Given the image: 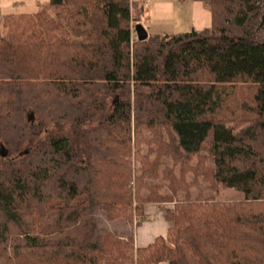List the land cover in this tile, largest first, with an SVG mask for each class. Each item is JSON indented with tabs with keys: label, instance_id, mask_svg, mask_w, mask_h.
Returning a JSON list of instances; mask_svg holds the SVG:
<instances>
[{
	"label": "trees",
	"instance_id": "16d2710c",
	"mask_svg": "<svg viewBox=\"0 0 264 264\" xmlns=\"http://www.w3.org/2000/svg\"><path fill=\"white\" fill-rule=\"evenodd\" d=\"M192 1L209 29L145 41L131 0L3 17L0 264H264V0ZM146 205L164 236L98 234Z\"/></svg>",
	"mask_w": 264,
	"mask_h": 264
},
{
	"label": "crops",
	"instance_id": "0c3cea01",
	"mask_svg": "<svg viewBox=\"0 0 264 264\" xmlns=\"http://www.w3.org/2000/svg\"><path fill=\"white\" fill-rule=\"evenodd\" d=\"M135 1L131 0V2L134 4L132 14L134 17H139L138 24H141L149 35H151V33H159L157 32V28H153V21L147 20L148 15L150 16L151 13H155L157 16H164V11L169 10L171 12L178 11L180 14H182L184 8H186L185 10H187V8L189 10L190 8L191 13L190 11L189 13L187 12L189 18L185 23L186 26H184V29H188L187 31L197 29V24H195L194 21L195 13L198 14V21H203L204 23L206 22L205 14L209 13L202 3L192 0L182 1L184 5L183 7L180 5L178 9L183 10H178L175 7L174 0ZM48 5L49 0H0V23L3 17L10 15L36 14L40 10L47 8ZM140 10L142 11L141 15ZM177 25L178 24H175V26L173 25V29L177 27ZM165 35L168 36V34ZM164 209L165 208L162 205H146L144 208V221L138 226L127 224V226L124 227V232H126V235L122 236L118 233L119 236L122 238L133 237L137 247H145L149 245L156 237L164 236L167 232L168 224L164 219ZM112 229L113 228H111L110 231H112ZM118 232L122 233L120 229Z\"/></svg>",
	"mask_w": 264,
	"mask_h": 264
},
{
	"label": "rangeland",
	"instance_id": "374dc122",
	"mask_svg": "<svg viewBox=\"0 0 264 264\" xmlns=\"http://www.w3.org/2000/svg\"><path fill=\"white\" fill-rule=\"evenodd\" d=\"M181 3L182 2H179L178 0H174V5L177 9L180 5L181 7H183L184 4L183 3L181 4ZM185 9L186 8H184V10L178 9V10H183L182 14H180L178 11L171 12L169 10H165L163 13L164 16H157L155 13H151L150 16L148 15L147 20H152L153 28L154 29L157 28V32H159V33H151V35L167 36L165 34H168V36H170L171 34L176 35V34H182V33L189 32L190 30L187 31L188 29H184V26H186L185 23L189 18L188 13L189 11L191 13V10L190 8L189 10L187 8L188 11ZM205 15H206L205 16L206 22L204 23L203 21L202 22L198 21V18H197L198 14L196 13L194 14V21H195V24H197L196 31H204L210 28L211 26L210 14L208 13ZM47 17L51 18L52 14L50 13L47 14ZM175 24H178L179 26L177 25V27L173 29V25L175 26ZM249 94H250V91L247 88L243 89L242 93L239 92V95H242L243 98H248ZM207 196L212 197L214 198V200L219 201V202H236V201L243 200V195L232 189H220L218 193L216 194L209 193L207 194ZM53 204H58V201H52L49 203V205H53ZM95 215H96V220L98 223V234L99 235H103L105 236V238L108 232H115L116 234L119 233L122 236L126 235V232H124V227L127 226L126 222L122 220H119L113 223L107 222L105 219V215L97 210L95 211ZM110 227L113 228L112 231H110L111 229ZM119 229L121 230L122 233L118 232ZM0 245L3 247L5 251L8 252V248H9V236L8 235L5 236L0 241Z\"/></svg>",
	"mask_w": 264,
	"mask_h": 264
},
{
	"label": "water",
	"instance_id": "95a60500",
	"mask_svg": "<svg viewBox=\"0 0 264 264\" xmlns=\"http://www.w3.org/2000/svg\"><path fill=\"white\" fill-rule=\"evenodd\" d=\"M134 30H135L137 41H145L147 39L148 34H147L146 30L144 29V27L141 24H137L134 27ZM5 155H6V153L2 154L3 157Z\"/></svg>",
	"mask_w": 264,
	"mask_h": 264
}]
</instances>
